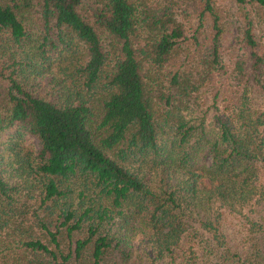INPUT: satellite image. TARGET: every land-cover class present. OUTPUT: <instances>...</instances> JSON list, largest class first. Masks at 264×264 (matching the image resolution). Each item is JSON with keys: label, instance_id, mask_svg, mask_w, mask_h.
<instances>
[{"label": "trees", "instance_id": "16d2710c", "mask_svg": "<svg viewBox=\"0 0 264 264\" xmlns=\"http://www.w3.org/2000/svg\"><path fill=\"white\" fill-rule=\"evenodd\" d=\"M145 259L264 264V0H0V264Z\"/></svg>", "mask_w": 264, "mask_h": 264}, {"label": "rangeland", "instance_id": "374dc122", "mask_svg": "<svg viewBox=\"0 0 264 264\" xmlns=\"http://www.w3.org/2000/svg\"><path fill=\"white\" fill-rule=\"evenodd\" d=\"M3 138H6V135L3 136ZM19 143H20V153L21 155L31 153L34 154L36 153L38 149V141L37 139L31 135V134H25L24 136L19 138ZM138 264H157L155 261L154 263H151L149 259H145L142 261H137Z\"/></svg>", "mask_w": 264, "mask_h": 264}]
</instances>
